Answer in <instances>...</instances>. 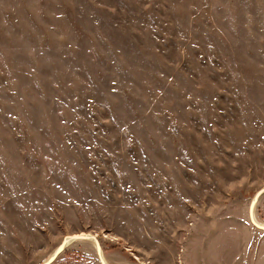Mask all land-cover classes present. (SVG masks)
Listing matches in <instances>:
<instances>
[{"label": "rangeland", "instance_id": "obj_1", "mask_svg": "<svg viewBox=\"0 0 264 264\" xmlns=\"http://www.w3.org/2000/svg\"><path fill=\"white\" fill-rule=\"evenodd\" d=\"M262 188L264 0H0V264H264Z\"/></svg>", "mask_w": 264, "mask_h": 264}, {"label": "water", "instance_id": "obj_2", "mask_svg": "<svg viewBox=\"0 0 264 264\" xmlns=\"http://www.w3.org/2000/svg\"><path fill=\"white\" fill-rule=\"evenodd\" d=\"M264 194V188H262L261 190H259L254 199L252 200L251 202V205H250V208H249V218H250V221L252 223V225H254L256 228L260 229V230H264V226H261V225H258L254 219L252 218L253 216V210H254V207L256 206V204L258 203V200L260 198L261 195ZM252 215V216H251ZM70 237V238H69ZM67 238L70 239V242L73 243V242H78V241H86V240H89L90 238V235H85V236H79V234H76V235H72V236H69ZM67 238H65V240L62 242V244L56 249V251H54V253L45 261L43 262L42 264H53L55 262V260L58 258V256L66 249V247L68 246V241H67ZM96 241V251H97V255H98V258L100 260V263L101 264H106V262L104 261V258L102 256V248H101V245L98 241V239L96 237H93Z\"/></svg>", "mask_w": 264, "mask_h": 264}, {"label": "bare ground", "instance_id": "obj_3", "mask_svg": "<svg viewBox=\"0 0 264 264\" xmlns=\"http://www.w3.org/2000/svg\"><path fill=\"white\" fill-rule=\"evenodd\" d=\"M256 206H257V204H256ZM256 206L254 207V210H253V216H252V218L254 219V221L258 224V225H261V226H264V223L263 222H261V221H259L258 220V218L256 217ZM85 235H90V238H89V240H86V242H93L94 243V247H96V241H95V239L93 238V237H95L94 235H92V234H88V233H83V234H79V236H85ZM70 238V237H69ZM69 238H67V241H68V246L69 245H71V242H70V239ZM85 242V241H84ZM52 255V254H51ZM102 256H103V258H104V261L106 262V264H110L109 262H108V260L106 259V257L104 256V254H103V252H102Z\"/></svg>", "mask_w": 264, "mask_h": 264}]
</instances>
